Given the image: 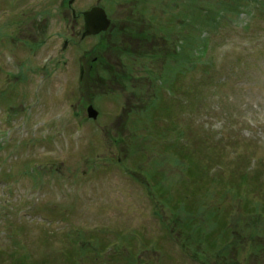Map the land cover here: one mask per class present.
<instances>
[{"label": "rangeland", "instance_id": "374dc122", "mask_svg": "<svg viewBox=\"0 0 264 264\" xmlns=\"http://www.w3.org/2000/svg\"><path fill=\"white\" fill-rule=\"evenodd\" d=\"M14 1L0 0V264H264V48L241 53L243 41L264 32L259 4L189 0L185 7L180 0L174 17L169 10L178 0H162V49L178 51L162 62L169 74L158 91L138 60L105 59L110 51L91 53L90 41L62 56L61 36L72 34L64 25L50 26L51 40L34 51L32 40L45 36L37 26L23 27L27 35L13 43L19 23H5ZM185 13L192 24L179 17ZM203 49L210 66L187 73ZM97 56L103 78L88 80L87 98L102 117L92 122L75 118L71 106L79 66ZM23 64L24 76L4 81ZM110 76L141 78L126 86L128 94ZM132 92L131 116L122 119ZM118 133H126L124 144L110 140ZM119 151L124 162L107 164ZM32 162L41 174L27 173ZM125 166L150 174L149 195L119 176ZM95 227L100 232L91 235Z\"/></svg>", "mask_w": 264, "mask_h": 264}, {"label": "flooded vegetation", "instance_id": "af4514ba", "mask_svg": "<svg viewBox=\"0 0 264 264\" xmlns=\"http://www.w3.org/2000/svg\"><path fill=\"white\" fill-rule=\"evenodd\" d=\"M79 1L81 0H75L73 2V4H71V0H57V1H54V0H51V6L54 5L55 7H58V9H62V10H67L68 13H72L73 15H76V16H79L80 17V20L82 21V16L84 14V12L87 10V5L86 4H83L82 7L81 5H79ZM141 2H144L145 0H131V8L129 9V17L132 19V22L131 24L130 23H127V24H124L122 26V24L120 25L121 28H125L127 26H129V34L131 35V37L133 38V40L131 41V44H132V48H136L140 45H153L154 47H162V24H161V18L159 17V23L155 25L154 27V30H158L160 32V36H161V39H158V40H149L148 38L147 39H142V40H137V39H134L136 38L134 35H133V26H135V23L137 20H141V17H140V14H138L140 11H138V8L137 6L139 5V3ZM77 5L79 7H77ZM49 8V7H47ZM120 21H122V17L120 16ZM140 35H144L145 34V30H139L138 31ZM154 37H156L154 35Z\"/></svg>", "mask_w": 264, "mask_h": 264}, {"label": "water", "instance_id": "95a60500", "mask_svg": "<svg viewBox=\"0 0 264 264\" xmlns=\"http://www.w3.org/2000/svg\"><path fill=\"white\" fill-rule=\"evenodd\" d=\"M87 30L86 35L96 34L102 30H106L110 24L104 10H94L86 14ZM92 116H95L92 114Z\"/></svg>", "mask_w": 264, "mask_h": 264}, {"label": "trees", "instance_id": "16d2710c", "mask_svg": "<svg viewBox=\"0 0 264 264\" xmlns=\"http://www.w3.org/2000/svg\"><path fill=\"white\" fill-rule=\"evenodd\" d=\"M231 1L234 2L237 6L241 4V0H231ZM243 1H246V0H243ZM256 1L261 2L262 3V6L264 7V0H256ZM223 2H224V4H227L228 3L227 1H223Z\"/></svg>", "mask_w": 264, "mask_h": 264}]
</instances>
